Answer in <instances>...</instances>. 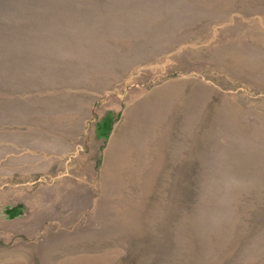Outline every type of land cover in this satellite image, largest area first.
<instances>
[{"label": "rangeland", "instance_id": "rangeland-1", "mask_svg": "<svg viewBox=\"0 0 264 264\" xmlns=\"http://www.w3.org/2000/svg\"><path fill=\"white\" fill-rule=\"evenodd\" d=\"M0 264H264V0H0Z\"/></svg>", "mask_w": 264, "mask_h": 264}]
</instances>
